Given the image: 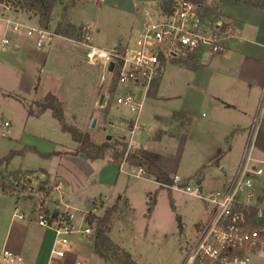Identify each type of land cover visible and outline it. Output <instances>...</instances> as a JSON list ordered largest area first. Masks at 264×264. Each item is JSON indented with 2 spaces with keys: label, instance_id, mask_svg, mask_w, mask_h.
I'll use <instances>...</instances> for the list:
<instances>
[{
  "label": "rangeland",
  "instance_id": "rangeland-1",
  "mask_svg": "<svg viewBox=\"0 0 264 264\" xmlns=\"http://www.w3.org/2000/svg\"><path fill=\"white\" fill-rule=\"evenodd\" d=\"M164 1L57 0L48 30L54 33L57 25L70 22L86 29L84 35L90 39L83 36L82 41L69 39L71 42L54 35L39 51L34 36H28L23 28L15 31L6 23L9 20L36 26V19L28 20L21 11L16 12L24 16L21 14L17 19L11 15L3 17L15 10L0 4V174L12 172L0 183L10 187L12 194L24 203L21 222L26 223L30 233L40 234L43 230L32 219L28 220L35 216L31 212L36 210V200L42 201L40 205L45 210L43 204L51 195L58 213L72 214L73 226L79 230L88 227L83 221L87 213L101 217L107 208L114 206L108 236L137 264H182L185 251L195 239L197 226L206 220L211 209L203 200L186 193L185 185L192 189L201 185L203 193H208L232 182L243 156L250 123L257 126L260 109L250 116L251 122L244 125L245 130L231 137L232 131L224 132L213 121L210 92L199 85L198 79H203L210 68L194 72L180 62L170 61L163 67L155 95L143 98L136 119L135 113L115 102L116 95L127 88L117 87L114 71L108 75L104 65L86 60L85 44L120 52L127 43L132 44L143 25L144 12L152 14L154 5ZM206 1L211 4L216 0ZM3 38L7 44H1ZM13 47L19 49L15 51ZM104 71L107 82L100 95L106 94L107 102L106 106H98L99 97L94 98L93 92ZM47 92L60 99L62 118L67 125L88 133L96 144L107 141V135H111L110 140L118 134L125 135L127 146L129 143L141 147L150 162L166 174L178 176L180 182L172 187L160 186L128 164L118 168L119 163L107 161V156L83 162L62 158L78 149L70 135L61 131L50 111L40 117L27 113L28 106L38 111L36 103ZM175 113L182 117L172 119ZM94 118L96 122L91 127ZM135 119L136 128L131 133L130 124ZM170 123L175 125L169 127ZM55 150H60L61 156L45 157ZM135 150L127 148L129 153ZM12 151L19 153L4 160ZM253 154L261 157L263 153L256 149ZM198 172L204 180L201 184L194 177ZM59 180L64 187L54 190ZM40 187H44L43 191ZM255 192L264 203V178H256ZM1 195V202L5 199L8 208L0 205V239L13 213V207L9 209L12 198ZM12 219L20 221L15 216ZM53 234L44 237L45 244L51 242ZM70 239L78 251V263L109 264L92 251V234L82 238L74 233ZM249 259L248 264H264V251L252 252Z\"/></svg>",
  "mask_w": 264,
  "mask_h": 264
},
{
  "label": "built area",
  "instance_id": "built-area-1",
  "mask_svg": "<svg viewBox=\"0 0 264 264\" xmlns=\"http://www.w3.org/2000/svg\"><path fill=\"white\" fill-rule=\"evenodd\" d=\"M142 27L136 32L132 44L120 52L116 49L104 50L86 45L85 57L88 63H100L107 67L114 61L117 70L116 85L126 86L122 94H117L115 102L135 113L141 109L142 100L147 96L152 83L160 79L165 63L176 61L184 63L187 56L196 55L204 63L211 55L224 51L227 42L233 37L232 27L221 20L207 24L202 20L199 7L191 0H165L157 3L153 13L144 12ZM12 29H25L28 36H34L35 47L41 50L51 41L54 33L39 26H27L18 22L6 21ZM84 31L86 29H83ZM85 34V33H84ZM90 39L89 35H84ZM3 38L1 44H7ZM104 78L101 85H103ZM137 91L140 95L137 98ZM260 118L257 126H252L244 147V154L232 182L219 190L203 193L199 186L195 189L185 185L184 191L211 206L206 220L197 226L194 241L185 251L182 264H248L252 252L264 251V203L255 192L256 178H264V153L254 156V141L264 112V91L258 106ZM180 182L176 175L172 177V187ZM58 182L54 189H61ZM38 201L35 210L36 223L50 228L54 233L50 250L51 258L62 260L73 246L70 236L78 233L82 238L92 234L91 227L75 229L72 215L46 213ZM15 215L19 218L21 214ZM3 264H21V257L3 250ZM81 264V263H75Z\"/></svg>",
  "mask_w": 264,
  "mask_h": 264
},
{
  "label": "crops",
  "instance_id": "crops-1",
  "mask_svg": "<svg viewBox=\"0 0 264 264\" xmlns=\"http://www.w3.org/2000/svg\"><path fill=\"white\" fill-rule=\"evenodd\" d=\"M155 6L156 4L154 5V7ZM219 13L222 16L221 20L228 23L232 27L233 37L227 42L224 51H222L219 54L213 55L207 64L203 63L202 65L198 59L199 65L193 71L199 72V70L204 67L210 68V71H208V74L204 76L203 79L200 78L198 79L199 83H201L199 85L202 86L204 89H207L208 92H210V99H211L210 107L213 112V121L217 122V124H219L220 129H222L224 132L229 131L230 133L231 131H234L233 135H235L245 130L246 126L244 125H247L249 124V122H251L250 116L252 117V115H254L258 111V106L261 100L262 92L264 91V4L260 8H255L233 0H219ZM21 14L24 16V13H18L16 11L15 12L8 11L6 14H4L3 17H7L11 15L15 19H17L19 16H21ZM55 37H58L62 40L71 41L61 36H55ZM12 49L16 51L19 48L13 47ZM103 78L105 81H103V85H101ZM105 78L107 77L105 76V71H104V73L100 75L97 88L93 92L94 98H98V97L100 98V92H102V88L105 86L107 82ZM39 80L40 77L38 76V81ZM48 93L50 92H47L46 94ZM102 94L105 97L104 105L106 106V102H107L106 94L104 93ZM46 111H50V110H45L40 115L37 116L35 115L32 117H40ZM136 119L132 121V123L130 124L131 133H133L134 129L136 128ZM174 125L175 123H170L168 126L173 127ZM251 128L252 126L250 123V129L248 132L249 134ZM249 134L247 136V140ZM118 135H123V134H118ZM125 140H126V136H125ZM76 145L78 147L77 143ZM128 146L130 148L138 149L140 151L142 149L141 147L130 145L129 143ZM77 147L75 149H77ZM55 151L60 152V150H55ZM66 151H73V150H66ZM61 157L67 160H76L78 162H83L88 160L81 153H78L76 155H68L66 157L63 156ZM125 164H126L125 162L118 164V168ZM154 165L158 167L156 164ZM236 171L237 169L235 170L234 173H236ZM162 172L171 179L174 176V175L170 176L166 174L164 171ZM8 173H12V172H2L0 174V180L2 178H6V175ZM45 173L47 175H50L47 172ZM202 181H204L203 178L201 179L200 184L202 183ZM59 182L61 183V187H62L61 189H63L64 187L63 182L60 180ZM227 183L228 182L224 184V187L227 185ZM201 190H202V186H201ZM0 193L2 194L1 196L12 198V202H9V206H10L9 209L13 207L12 216L8 220V224L6 225L4 234L0 239V264L4 263V260L2 258L3 250H7L21 257L22 259L21 264L78 263L76 261V258L78 256V251H75L74 241H72L73 246L71 248V251L65 256L64 259L54 260V258H51L50 250L53 243V239L51 240V242H47V244H45L44 237L46 235H50L51 232L53 233V231L50 228L42 227L43 230L41 231L40 234L34 232L30 233L28 226H26V223L21 222L24 220V211H25L24 209L26 208L24 203L20 202L18 196L12 194V192L11 194H7L0 189ZM50 198H46L43 206L45 210L49 209L47 211L48 213H53L55 211L57 212L58 208L54 207L52 203L54 202L53 197L51 199ZM3 202H1L0 199V205L2 204L3 207L8 208L7 201H5L4 199ZM36 202H38V200H36ZM55 202H58V199H55ZM16 209L18 210L17 213L22 215L21 218L15 215L14 211ZM45 210L43 209V211ZM31 213L35 214V212H31ZM14 216L20 221H14L12 219V217ZM30 219L36 222L35 216L29 218L28 220ZM81 250L83 249L81 248L80 251Z\"/></svg>",
  "mask_w": 264,
  "mask_h": 264
},
{
  "label": "trees",
  "instance_id": "trees-1",
  "mask_svg": "<svg viewBox=\"0 0 264 264\" xmlns=\"http://www.w3.org/2000/svg\"><path fill=\"white\" fill-rule=\"evenodd\" d=\"M57 0H0V4L8 5L15 11L24 12L28 19L35 18L36 24L42 29H49L53 22V9ZM199 7V13L203 21L207 24H211L217 20H221L222 16L219 13V0L208 4L206 0H191ZM245 5H249L255 8H260L264 4V0H233ZM223 21V20H221ZM84 32L82 27H76L70 22L59 24L54 29V34L68 39L76 41H82L84 39ZM199 65V61L196 55L192 54L187 56L183 63V66L189 67L191 70H195ZM117 70H114V76L117 79ZM159 79L154 81L150 86L147 95L154 96L158 87ZM113 90V89H112ZM38 111L34 112L31 106L27 107V113L29 116H37L43 113L45 110H50L52 117L58 121L62 132H66L70 135L71 139L78 144V149L74 152L67 153L68 155H76L81 153L88 160L104 159L108 157V161L112 163L125 162L131 167H135L146 174L148 177L157 182L160 186H171L172 179L165 175L158 167L145 158L141 151L136 149L132 153L127 151V142L116 138L114 140L104 141L101 144H96L91 140L88 133L80 132L76 127L67 125L62 118V103L57 96L53 94H46L41 102L36 103ZM176 117H182L181 114L175 113L172 119ZM234 133L232 131L230 136ZM255 148L264 153V112L261 117V124L259 125L257 135L254 141ZM35 151L39 153L36 149ZM19 152H10L4 160H8L13 155ZM41 154V153H39ZM61 152L55 151L45 155V157L60 156ZM198 184L201 181V172L194 175ZM0 189L7 194H11L12 189L6 185L0 183ZM44 187H40L43 191ZM115 207L111 206L107 208L104 214L100 217L93 213H87L83 218V221L92 228L93 239V251L102 260L109 264H137L127 251H123L116 245L108 236L110 229L111 217L114 213ZM58 212V211H57ZM95 225V227H94Z\"/></svg>",
  "mask_w": 264,
  "mask_h": 264
},
{
  "label": "water",
  "instance_id": "water-1",
  "mask_svg": "<svg viewBox=\"0 0 264 264\" xmlns=\"http://www.w3.org/2000/svg\"><path fill=\"white\" fill-rule=\"evenodd\" d=\"M53 19H54V17H53ZM211 57H212V56L209 55V56L205 59L204 64H207V63L209 62V60H210ZM114 65H115L114 61H109L108 65H107V67H106V73H107L108 75L111 74V73L113 72ZM139 95H140V91H137V98L139 97ZM104 103H105V97H104V95L102 94V95H100V98H99V101H98V106H103ZM95 122H96V118L93 119L92 124H91V127H94ZM117 138H119V139H121V140H125V136H124V135H118ZM110 139H111V135H107V136H106V140L108 141V140H110ZM199 190H201V186H199ZM56 215H57V212H56V211L53 212L52 215H51L52 219H55V218H56ZM94 227H95V225H94Z\"/></svg>",
  "mask_w": 264,
  "mask_h": 264
}]
</instances>
